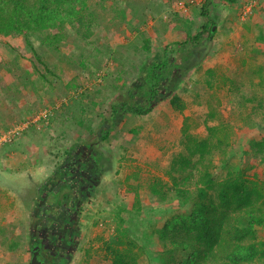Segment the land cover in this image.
Instances as JSON below:
<instances>
[{
    "label": "rangeland",
    "instance_id": "rangeland-1",
    "mask_svg": "<svg viewBox=\"0 0 264 264\" xmlns=\"http://www.w3.org/2000/svg\"><path fill=\"white\" fill-rule=\"evenodd\" d=\"M122 1L125 6L131 3ZM152 1L161 6L155 5L153 14L152 4L146 6ZM188 1L135 0L139 10L130 7L126 21H121L112 8L103 10L101 1L90 0L100 20L91 44L68 27V38L58 51L41 43L48 32L31 37L34 51L22 36L0 38V264H30V225L41 190L67 154L84 143L92 144L102 173L95 195L82 206L80 242L68 264H112L105 243L117 234L120 207L127 210L121 214L126 226L136 200L144 209L142 220H151L148 209H156L153 220L158 229L170 216L165 209L183 211L177 200L158 204L151 186L159 182L165 190L172 187L167 171L183 151L185 117H191L190 132L200 138L207 136V125L233 127L237 144L231 163L252 167L246 177L264 193V164L260 153L250 147L251 141H264V0H255V8L246 17L251 0H209L207 16L201 15L203 3L195 6ZM167 10L178 17L171 18ZM208 17L216 24L217 34L210 39L205 34L197 46L182 52L178 28H190L180 20H189L193 24L189 32L196 35ZM136 29L150 38L152 52L176 44L173 56L180 65L171 74L179 71L182 78L178 88L185 92L187 103L182 114L164 99L149 116L124 113L113 120L111 105L122 100L129 86L141 82L151 62L137 51L144 43ZM211 70L216 72L213 89L206 84ZM196 93L202 97L195 98ZM211 108L216 111L213 120L208 119ZM113 121L115 130L102 141L100 134ZM18 129H22L18 135L11 134ZM215 163V175L225 174L219 154ZM52 196L46 202L49 206L54 204ZM136 227L132 225L133 230ZM141 228L151 229L146 222ZM257 231L258 240H264V228ZM61 260H50V264H62ZM140 263L152 264L146 255Z\"/></svg>",
    "mask_w": 264,
    "mask_h": 264
},
{
    "label": "trees",
    "instance_id": "trees-1",
    "mask_svg": "<svg viewBox=\"0 0 264 264\" xmlns=\"http://www.w3.org/2000/svg\"><path fill=\"white\" fill-rule=\"evenodd\" d=\"M99 1L101 9L112 8L121 21H126L130 7H137L139 10L135 0L127 2V8L122 0ZM224 1L236 3L237 0ZM208 2L209 0L203 1L201 15H208ZM154 3L152 1L146 4L147 7L152 4L149 9L152 14L156 5ZM156 8L161 6L156 5ZM167 12L173 19L178 17L169 10ZM154 16L151 17L154 19ZM208 19L196 35L189 32L193 26L189 20H180L190 28H178L182 36L178 46L182 52L197 46L205 34H208L209 39L217 34L216 24L211 22L210 17ZM99 26L100 20L91 9L90 0H0V38L22 36L33 51L31 37L37 39L44 32L48 34L42 37L41 43L58 51L59 46L68 38V27L83 41L91 44L89 42L96 35V28ZM136 31L138 38L144 43L137 51L145 53L144 58L151 59V62L145 66L141 82L129 86L122 100L111 105L113 120L118 114L124 113L136 117L149 116L156 104L164 99H169L175 112L182 114L187 108L183 96L185 92L180 93L178 88L182 78L179 71L171 74L180 65L173 56L176 44H169L164 50L152 52L147 34L138 29ZM215 73L214 70L208 71L209 80L206 84L210 89H213ZM43 79L51 84L46 75ZM226 80L223 77V81ZM70 86L74 87L75 84ZM194 96L197 99L202 97L199 93ZM138 97L141 99H137ZM217 102L220 104L218 99ZM215 112L210 109L209 120L215 119ZM191 122V117L183 120V151L172 160L167 171L172 187L169 191L165 190L159 182L151 186L152 196L158 204L166 205L177 200L183 211L173 213L170 209H165V214L170 216L158 229L153 220L156 209H148L151 220H142L140 215L143 208L141 202L136 200L133 206L135 215L132 213L129 226H126L121 214L127 210L120 207L117 234L105 243V253L111 257L112 264H141L143 255L152 264H264V240H258L257 235V228H264V193L255 180L246 177L247 171L252 167L242 168L231 163L237 144L236 139H233L234 128L223 123L212 127L207 125V136L200 138L190 132ZM252 126L253 124L249 125L250 128ZM115 128L113 121L100 134L101 140H108ZM263 142H250L252 150L260 153L261 164H264V155L261 154L264 150ZM83 146L89 145L84 143ZM218 154L221 168L225 171V174L219 176L214 173ZM243 155H247V152L244 151ZM99 160L98 158V162ZM98 165L101 166L100 162ZM145 222L151 228L149 232L141 228ZM135 224L137 227L133 230L132 225ZM155 237L158 242H154ZM14 248L15 246L10 247L11 250ZM30 250L33 253L32 243ZM61 261L62 264H68L66 260Z\"/></svg>",
    "mask_w": 264,
    "mask_h": 264
},
{
    "label": "flooded vegetation",
    "instance_id": "flooded-vegetation-1",
    "mask_svg": "<svg viewBox=\"0 0 264 264\" xmlns=\"http://www.w3.org/2000/svg\"><path fill=\"white\" fill-rule=\"evenodd\" d=\"M94 154L92 144L70 151L63 165L46 182V188L41 190L30 227L33 252H38L42 264L58 259L69 262L77 250L82 206L95 195L101 179L102 171ZM50 195L54 204L49 206L46 202Z\"/></svg>",
    "mask_w": 264,
    "mask_h": 264
},
{
    "label": "built area",
    "instance_id": "built-area-1",
    "mask_svg": "<svg viewBox=\"0 0 264 264\" xmlns=\"http://www.w3.org/2000/svg\"><path fill=\"white\" fill-rule=\"evenodd\" d=\"M204 0H189V4L191 5H195V6H198V5H201L203 3ZM256 5V1L255 0H251L247 5H246V8H245V13H244V16H248L252 13L254 7ZM20 130L22 129H18V130H15L13 131L11 134L13 135H18L20 133ZM10 138V137H8Z\"/></svg>",
    "mask_w": 264,
    "mask_h": 264
},
{
    "label": "water",
    "instance_id": "water-1",
    "mask_svg": "<svg viewBox=\"0 0 264 264\" xmlns=\"http://www.w3.org/2000/svg\"><path fill=\"white\" fill-rule=\"evenodd\" d=\"M30 264H42V262L38 259L37 251L33 252Z\"/></svg>",
    "mask_w": 264,
    "mask_h": 264
},
{
    "label": "crops",
    "instance_id": "crops-1",
    "mask_svg": "<svg viewBox=\"0 0 264 264\" xmlns=\"http://www.w3.org/2000/svg\"><path fill=\"white\" fill-rule=\"evenodd\" d=\"M256 4H257V2H256ZM256 6V5H255Z\"/></svg>",
    "mask_w": 264,
    "mask_h": 264
},
{
    "label": "clouds",
    "instance_id": "clouds-1",
    "mask_svg": "<svg viewBox=\"0 0 264 264\" xmlns=\"http://www.w3.org/2000/svg\"><path fill=\"white\" fill-rule=\"evenodd\" d=\"M255 8V7H254Z\"/></svg>",
    "mask_w": 264,
    "mask_h": 264
}]
</instances>
